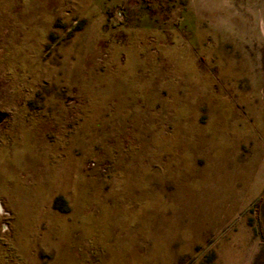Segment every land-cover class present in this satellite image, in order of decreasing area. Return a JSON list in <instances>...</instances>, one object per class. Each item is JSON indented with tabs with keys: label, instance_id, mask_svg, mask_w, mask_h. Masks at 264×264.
<instances>
[{
	"label": "rangeland",
	"instance_id": "1",
	"mask_svg": "<svg viewBox=\"0 0 264 264\" xmlns=\"http://www.w3.org/2000/svg\"><path fill=\"white\" fill-rule=\"evenodd\" d=\"M0 264H264V0H0Z\"/></svg>",
	"mask_w": 264,
	"mask_h": 264
}]
</instances>
